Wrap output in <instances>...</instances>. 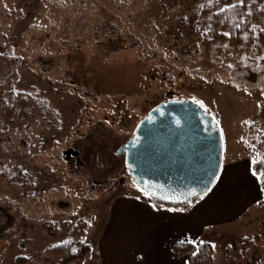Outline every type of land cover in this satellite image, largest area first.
Returning <instances> with one entry per match:
<instances>
[{
	"label": "rangeland",
	"instance_id": "obj_1",
	"mask_svg": "<svg viewBox=\"0 0 264 264\" xmlns=\"http://www.w3.org/2000/svg\"><path fill=\"white\" fill-rule=\"evenodd\" d=\"M169 3L0 0V173L21 169L34 180L27 188L0 180V264H59L45 251L73 227L88 224L84 240L92 248L110 229L113 199L145 196L117 153L160 103L203 101L223 134L226 171L239 159L264 160L263 50L247 34L239 44L223 41L219 30L233 29L236 15L225 24L212 3L202 16L199 4ZM206 34L218 41L210 45ZM11 92L46 100V118L7 116L2 103ZM254 179L247 181L257 187L244 192L264 193ZM254 208L260 215L247 233L233 225L217 242L213 264L264 261V206ZM134 210L135 229L152 222ZM135 248L138 261L167 260L166 250ZM89 257L79 264H93Z\"/></svg>",
	"mask_w": 264,
	"mask_h": 264
},
{
	"label": "crops",
	"instance_id": "obj_2",
	"mask_svg": "<svg viewBox=\"0 0 264 264\" xmlns=\"http://www.w3.org/2000/svg\"><path fill=\"white\" fill-rule=\"evenodd\" d=\"M242 160L233 161L228 171L223 166L219 181L205 195L177 208H158L141 196L113 199V207L105 220L111 221L110 229L101 231L92 245L89 260H94L93 264H190L188 258L177 257L172 250L173 244L190 240L215 245V256L216 244L229 235L230 226L235 225L237 231V225L242 224L243 232L247 233L253 218L260 215V210L251 209L256 204L264 206L263 189L260 188L258 194L257 191L244 192L245 187L255 189L257 185L252 181L256 177L252 175L251 162L246 164L240 162ZM257 184L261 187L260 182ZM138 207L144 209L152 221L144 229H135L130 224L135 216L134 208ZM137 234L143 235L144 240L136 241ZM138 242L149 246L153 253L166 250L167 260L138 261L135 248Z\"/></svg>",
	"mask_w": 264,
	"mask_h": 264
},
{
	"label": "water",
	"instance_id": "obj_3",
	"mask_svg": "<svg viewBox=\"0 0 264 264\" xmlns=\"http://www.w3.org/2000/svg\"><path fill=\"white\" fill-rule=\"evenodd\" d=\"M134 185L165 204L205 195L221 175L225 142L218 124L190 100L158 104L120 149Z\"/></svg>",
	"mask_w": 264,
	"mask_h": 264
},
{
	"label": "trees",
	"instance_id": "obj_4",
	"mask_svg": "<svg viewBox=\"0 0 264 264\" xmlns=\"http://www.w3.org/2000/svg\"><path fill=\"white\" fill-rule=\"evenodd\" d=\"M169 4L190 6L194 3L195 8L198 4L201 7L200 16L207 12V7L209 3H212L214 10L212 11L218 19L225 22V24L231 22L232 16H237V21L233 29L228 27V30H219L221 35H223L224 42L228 41L230 44H239L241 42V37L244 34L248 35V42L253 47L260 48L264 52V0H244L243 4L239 1L232 0L230 3H223L221 0H169ZM168 3V2H167ZM236 4L235 9L228 8L227 11L221 12L222 7H227L228 5ZM224 33H230V35H224ZM208 37V43L210 45L216 43L218 40L213 35ZM264 63V59L262 60ZM3 107L5 109V114L11 118H18L22 121H38L40 116L46 118L49 113V104L44 99L35 98L32 94L24 92H11L7 98L3 99ZM42 108V110H40ZM205 112L213 118L217 123L218 120L211 115L208 111ZM41 113V114H40ZM260 117L264 119V104L260 109ZM219 126V122L217 123ZM226 154V145H225ZM264 160H258L256 168L258 170L264 171V168L260 167L261 162ZM9 173H0V180L6 181L11 186L16 188H27L30 184V179L27 178L24 171L21 169H13ZM19 175H22L25 179H20ZM32 177V176H30ZM33 182L34 180L31 179ZM34 184V183H33ZM32 186V185H31ZM145 200L153 203L158 208H177L180 205L177 204H165L157 199H153L145 195L143 197ZM199 199V198H198ZM196 199V200H198ZM195 200V201H196ZM264 204V201L262 202ZM20 227V226H19ZM21 228V227H20ZM88 224L83 223L81 225H76L70 232L69 237L62 243H58L52 247L46 249V253L53 255L59 259V264H79L90 256L91 245L86 243L84 236L87 233ZM70 241V243H65ZM173 253L180 258H188L190 264H213L214 261V247L211 243H203L198 247L193 243L177 242L172 246ZM264 264V261L259 263Z\"/></svg>",
	"mask_w": 264,
	"mask_h": 264
},
{
	"label": "snow or ice",
	"instance_id": "obj_5",
	"mask_svg": "<svg viewBox=\"0 0 264 264\" xmlns=\"http://www.w3.org/2000/svg\"><path fill=\"white\" fill-rule=\"evenodd\" d=\"M239 3L240 4H243L244 3V0H239ZM201 7H204V5L202 4ZM237 7L236 4H231V5H228L227 7H222L221 8V12H225L228 10V8H231V9H235ZM264 31V30H262ZM224 35H230V33H224ZM247 38V37H245ZM262 59H264V57H262ZM231 67V65H230ZM235 87H237L239 89V85H235ZM261 93L262 95H264V89H261ZM251 94V93H249ZM195 103H197L200 107L202 108H205V105L203 103V101H200V100H194ZM205 110H207L205 108ZM218 123V122H217ZM246 124L248 123H251L249 121H245ZM243 139V138H242ZM257 164V157L255 155H253L252 159H251V171H252V175L257 177L260 181L261 184H264V171H261V170H258L255 166ZM260 167L261 168H264V161L261 162L260 164ZM175 210V209H174ZM245 239H247V237H245ZM189 243H195L197 245V247L200 245V244H203L204 241H199V242H196V241H188ZM65 243H70V241H67ZM213 247H215V245H213Z\"/></svg>",
	"mask_w": 264,
	"mask_h": 264
}]
</instances>
